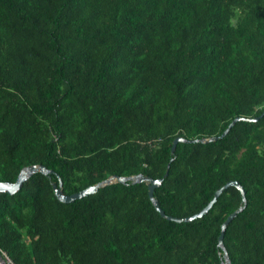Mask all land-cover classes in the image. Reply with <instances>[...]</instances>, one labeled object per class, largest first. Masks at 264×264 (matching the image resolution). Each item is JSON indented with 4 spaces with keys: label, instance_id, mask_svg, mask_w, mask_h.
<instances>
[{
    "label": "trees",
    "instance_id": "1",
    "mask_svg": "<svg viewBox=\"0 0 264 264\" xmlns=\"http://www.w3.org/2000/svg\"><path fill=\"white\" fill-rule=\"evenodd\" d=\"M264 0H0V255L264 264ZM222 136L228 124L234 120ZM179 142L173 152V139ZM166 172V175L164 176ZM70 203L68 196L111 176Z\"/></svg>",
    "mask_w": 264,
    "mask_h": 264
},
{
    "label": "water",
    "instance_id": "2",
    "mask_svg": "<svg viewBox=\"0 0 264 264\" xmlns=\"http://www.w3.org/2000/svg\"><path fill=\"white\" fill-rule=\"evenodd\" d=\"M264 114V111L263 113ZM239 119H234L232 120L228 126L225 128V130L220 134L219 137H222L229 129V127L233 124L234 121H237ZM179 142H195V140H186L183 139L181 137H177L175 139H173L171 147H170V152H173L175 144L179 143ZM35 172H39L43 175H47L48 173H51L50 170H47L45 167H43L42 165H36V166H27L23 169H21L17 175V177L15 178V181L10 183V182H0V193H7V194H13L15 191H17L21 185L22 182L25 181L26 178H28L31 174L35 173ZM166 175V172L164 174V176ZM128 180H131L133 183H140V182H144L146 184L147 187V196L148 199L150 200V202L152 203L154 209L159 213V215L161 217H164L166 220L168 221H173V222H186L189 221L195 217H200L203 213H205L209 207L212 205V203L215 201V199L217 198V196L220 194V192L227 186H233L235 187L241 196V201L244 202V192L242 187L235 181H231V182H227L224 186H222L221 188H219L218 190H216L213 194L212 199L209 201V203L203 208L201 209L197 214L187 217V218H183V219H179V218H172L169 216H165L164 213L160 210V208L157 205V202L153 199L152 197V191L153 189L159 187L161 179H151L149 177H144L142 175H136V176H132V177H117V176H111L95 185L92 186H88L85 189L77 192V193H73L71 195L65 196L61 193L59 187H60V182L58 183V186L52 185V190L53 193L56 197V199L62 203H70L75 199H79L81 197H84L86 195L92 194L94 192L97 191V189L99 187H102L104 185L110 184L112 182H118L121 184H125ZM241 210V207H239L237 209V211L232 212L231 214H229L226 219L224 220V222L221 224L220 227V234L217 238V245L220 247V249L223 252V262L222 264H229L226 255H225V251L223 246L221 245V239H222V235H223V230L225 228V226L227 225V223L231 220L232 217L235 216V214ZM0 264H6V260L1 258L0 255Z\"/></svg>",
    "mask_w": 264,
    "mask_h": 264
},
{
    "label": "built area",
    "instance_id": "3",
    "mask_svg": "<svg viewBox=\"0 0 264 264\" xmlns=\"http://www.w3.org/2000/svg\"><path fill=\"white\" fill-rule=\"evenodd\" d=\"M6 264H12L8 259H6Z\"/></svg>",
    "mask_w": 264,
    "mask_h": 264
}]
</instances>
